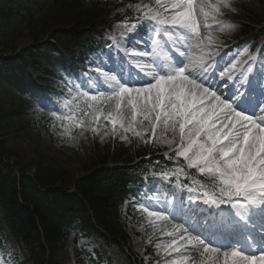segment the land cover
I'll use <instances>...</instances> for the list:
<instances>
[{
  "label": "snow or ice",
  "instance_id": "1",
  "mask_svg": "<svg viewBox=\"0 0 264 264\" xmlns=\"http://www.w3.org/2000/svg\"><path fill=\"white\" fill-rule=\"evenodd\" d=\"M232 5L233 0L129 5L139 15L121 22L124 29H144L131 41L113 37L128 60H113L110 53L97 57L98 75L81 78L61 105L39 102L53 109L56 121L67 122L59 135L69 143L89 132L102 142L109 135L130 142L131 133L183 160L153 174L169 183L175 178L172 188L154 181L136 205L153 234L171 238L154 245L160 257L155 264H264V88L253 87L249 62L255 57L247 47L227 61L215 59L222 42L215 33L236 27L224 19L235 11ZM133 43L144 47H125ZM173 188L186 190L187 200Z\"/></svg>",
  "mask_w": 264,
  "mask_h": 264
},
{
  "label": "trees",
  "instance_id": "2",
  "mask_svg": "<svg viewBox=\"0 0 264 264\" xmlns=\"http://www.w3.org/2000/svg\"><path fill=\"white\" fill-rule=\"evenodd\" d=\"M87 1L89 5L85 9L80 5L82 0H60L44 14H29L28 38L24 40L30 41L32 46L21 52L16 43L22 41L24 33L11 23V19L21 13L3 4L0 8V69L19 77L29 67L27 63L41 64L45 57L36 50L35 44L43 42L42 35L47 34L54 41L45 43L47 58L52 53L58 54L56 46L69 51L74 45L87 41L88 27H94L112 4ZM261 4L264 5V0ZM8 55L16 56L9 59L5 57ZM0 77L4 76L0 73ZM14 116L16 112L0 109V206L4 222L27 250L29 260L33 264H60L56 259L59 243L67 240L71 232L100 238L103 231L106 240L131 263L132 259L124 253L127 235L121 210L124 201L131 200L129 213L148 224L146 216L136 206L138 202L132 187L143 182L147 171L144 167L148 163L131 165L137 158L152 155L155 148L141 140L126 143L118 137L107 145H100L96 139L89 164L77 175L39 149L33 151L31 160L20 158L8 146L5 133V122ZM43 120L47 122L48 118ZM158 161L157 167L166 165L162 159ZM79 257L80 264H98L87 260L86 253Z\"/></svg>",
  "mask_w": 264,
  "mask_h": 264
},
{
  "label": "rangeland",
  "instance_id": "3",
  "mask_svg": "<svg viewBox=\"0 0 264 264\" xmlns=\"http://www.w3.org/2000/svg\"><path fill=\"white\" fill-rule=\"evenodd\" d=\"M60 0H0V8L3 4L8 7L11 6L18 14L11 19V23L14 27H17L20 32L24 33L22 41H17L16 47L18 50H23L26 47L32 45L30 41L24 39L28 38L26 33L27 26L29 24V14H44L50 10L54 3ZM77 0H67V2H74ZM137 2L149 3L150 0H114L110 7L102 13L98 18L93 33L101 36L102 38L97 39V43L103 47H108V43L111 42L115 45V50H119L125 53L123 47L116 44L113 37L116 40L131 41L133 36L137 35L139 31V26L137 32H126L121 22L127 20V22H134L135 18L139 15L136 13L129 5H134ZM83 9L87 8L89 3L87 0H82L80 3ZM233 8L235 11L227 12L224 19L232 24L236 25L234 29L225 33H215L220 36L221 43L218 46L215 59L220 60L221 57L224 61H227L234 57L242 48L247 47L249 49V55H253L255 59L250 61L252 67V74L257 73L261 75L264 73V35L258 40V35L262 32L264 34V8L260 4L259 0H233ZM23 21H20V19ZM249 28L251 34L246 35L242 31ZM124 33L122 36L121 33ZM261 33V34H262ZM44 40L49 39V35L41 36ZM129 50L132 44H126ZM42 54H45V50H41ZM108 50L105 54L101 56V59L106 58ZM91 60L97 65L98 61L95 60V56H90ZM57 58V57H56ZM243 60H247V56L242 57ZM57 59H54V64H50L49 61H45L41 66H37L35 70L27 72L29 78L23 76L17 81L13 78H8L4 81L0 77V109L6 112H16L17 116H14L11 120L5 122L6 125V139L8 146L17 152L20 158L32 159L33 151L39 149L43 151L46 155L58 161L61 165L66 168L71 169L80 175L86 165L89 164V159L91 157L93 149V141L98 139L100 145H107L112 141L113 138L109 135L103 140L100 136H93L90 132L86 133L84 138H81L78 142L69 143L66 138H61L59 133L63 130L61 128L62 123H67L66 121H56L51 116V111L53 110L50 106L41 108L39 102L45 98L52 103V105H61L62 102L57 101L52 95H65L61 91L60 83L61 78L58 76V66ZM109 63V62H108ZM110 65V63H109ZM92 70V69H91ZM93 71V70H92ZM212 70H210L211 72ZM89 72V71H88ZM94 72L97 73L94 69ZM91 76L95 75L89 73ZM217 77L219 73L216 72ZM26 75V76H27ZM9 76L6 73L5 77ZM83 79H88V75L81 77ZM251 78V77H250ZM39 79L41 82H39ZM258 79H255L258 85ZM261 84L258 87L264 88V81H259ZM60 112L66 114V110L60 108ZM48 115L49 119L45 122L43 119ZM101 123H106L103 120ZM110 127V125H108ZM77 130L73 129L75 134ZM130 140H140L139 138L133 137L131 133L127 134ZM117 136L116 138H118ZM145 139H148L146 136ZM128 142V141H124ZM155 151L162 152L163 154H168L171 152L166 146L160 145L158 143L153 144ZM179 161H183L182 159ZM128 217L127 232L130 239L129 249L131 252L136 253L147 261L152 259L155 264L159 260L156 255V249L154 245L164 238L171 239L170 237H161L160 233L153 234V229L148 224H143L140 222L136 216ZM1 234V232H0ZM5 234V233H4ZM2 235V234H1ZM149 237H151V243H149ZM72 239L67 243L63 244L62 251L58 253V257L63 264H76V257L78 250L82 247L79 241ZM9 241V240H8ZM84 241V245H87L88 250H93L96 247L99 251L105 252L106 255L109 254L104 244H99L93 240H80ZM9 248L11 253L9 256L12 258L18 255L15 248L13 240L9 241ZM149 246L152 249H148ZM9 250V251H10ZM20 263L22 261L17 259ZM78 261V257H77Z\"/></svg>",
  "mask_w": 264,
  "mask_h": 264
}]
</instances>
